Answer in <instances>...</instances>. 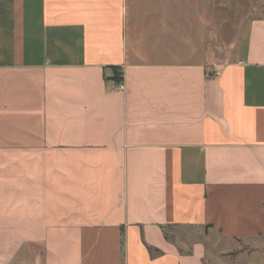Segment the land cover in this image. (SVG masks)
<instances>
[{
  "label": "crops",
  "instance_id": "crops-1",
  "mask_svg": "<svg viewBox=\"0 0 264 264\" xmlns=\"http://www.w3.org/2000/svg\"><path fill=\"white\" fill-rule=\"evenodd\" d=\"M225 8L0 0V264L264 253V2Z\"/></svg>",
  "mask_w": 264,
  "mask_h": 264
},
{
  "label": "rangeland",
  "instance_id": "rangeland-1",
  "mask_svg": "<svg viewBox=\"0 0 264 264\" xmlns=\"http://www.w3.org/2000/svg\"><path fill=\"white\" fill-rule=\"evenodd\" d=\"M226 3V8L224 12H222L221 17L222 19L225 18L226 20H229V22L226 23H236L237 21V12L240 10L242 13L247 11V7H249L250 2L253 3L254 1L256 3H263L264 0H222ZM231 27V24H226V27ZM225 32H229L228 29H225ZM234 34H227L228 41L233 37ZM233 39V38H232ZM216 250L214 253H210L211 257L210 261H213V264H264V253L258 251V255L254 253L253 251L249 250L246 251V248L244 246H240V253L237 254L234 257H232V260L225 259V261H222L220 259V255L217 254ZM211 264V262H210Z\"/></svg>",
  "mask_w": 264,
  "mask_h": 264
},
{
  "label": "trees",
  "instance_id": "trees-1",
  "mask_svg": "<svg viewBox=\"0 0 264 264\" xmlns=\"http://www.w3.org/2000/svg\"><path fill=\"white\" fill-rule=\"evenodd\" d=\"M113 69V68H112ZM117 76H119L118 72L114 71L113 79H117ZM120 79V77H119ZM167 228L166 226H162V229L165 230ZM167 235H165L166 237ZM121 247L123 248V243H121ZM123 264V263H122Z\"/></svg>",
  "mask_w": 264,
  "mask_h": 264
},
{
  "label": "built area",
  "instance_id": "built-area-1",
  "mask_svg": "<svg viewBox=\"0 0 264 264\" xmlns=\"http://www.w3.org/2000/svg\"><path fill=\"white\" fill-rule=\"evenodd\" d=\"M215 74L217 75L218 71H216ZM116 88H119V89L123 88V82L122 81L118 82Z\"/></svg>",
  "mask_w": 264,
  "mask_h": 264
}]
</instances>
